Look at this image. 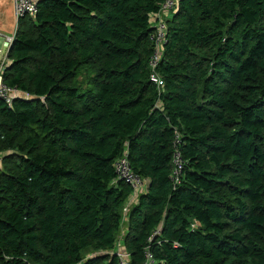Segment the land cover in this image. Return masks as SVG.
<instances>
[{
  "label": "trees",
  "instance_id": "trees-1",
  "mask_svg": "<svg viewBox=\"0 0 264 264\" xmlns=\"http://www.w3.org/2000/svg\"><path fill=\"white\" fill-rule=\"evenodd\" d=\"M36 1L2 74L29 98L0 100V264H264V0H178L162 88L163 0Z\"/></svg>",
  "mask_w": 264,
  "mask_h": 264
},
{
  "label": "built area",
  "instance_id": "built-area-1",
  "mask_svg": "<svg viewBox=\"0 0 264 264\" xmlns=\"http://www.w3.org/2000/svg\"><path fill=\"white\" fill-rule=\"evenodd\" d=\"M178 0H163L161 4L160 11L153 18V31L150 36V40L154 44V52L149 59V67H150V82L156 85L158 88H162L164 86L162 79L159 77L156 69L159 66L160 58H161V50L163 46L166 44V31H167V20L171 17L172 13L175 11V7ZM15 6V19L16 21L23 17H34L37 13V1L36 0H14ZM14 38V34L10 37H5V48L6 52L0 50V100L3 101L9 108L12 107L13 103L18 100L28 99L29 96L25 93L20 92L16 88H10L6 86L2 79L3 71L7 66V58H8V48L11 46ZM175 145H174V154H173V177L172 179H176V177L180 174L183 162L181 160L180 155V147L181 142L178 136L175 137ZM115 171L118 179L124 180L127 184L131 186L134 191V194L139 193L140 191H144L146 183L141 180L137 176H135L129 166V162L127 158L124 156L117 160L115 163ZM130 205H127L123 208V221L125 220V216L128 212ZM121 241V239H120ZM120 245L114 250L112 253L117 257V264H128L129 255L127 253H123L119 250ZM147 261L145 264H154L153 260L150 257V254H146Z\"/></svg>",
  "mask_w": 264,
  "mask_h": 264
},
{
  "label": "rangeland",
  "instance_id": "rangeland-1",
  "mask_svg": "<svg viewBox=\"0 0 264 264\" xmlns=\"http://www.w3.org/2000/svg\"><path fill=\"white\" fill-rule=\"evenodd\" d=\"M13 13H14L13 0H0V50H3V52H6L5 37H9L7 36V34L12 36L13 34L16 33L17 30V25H15L16 23ZM85 74L86 71H83L79 74L78 77V83L82 87H84L88 81L86 80L88 76H86ZM129 205H131V203ZM120 249L121 248H119V250Z\"/></svg>",
  "mask_w": 264,
  "mask_h": 264
},
{
  "label": "water",
  "instance_id": "water-1",
  "mask_svg": "<svg viewBox=\"0 0 264 264\" xmlns=\"http://www.w3.org/2000/svg\"><path fill=\"white\" fill-rule=\"evenodd\" d=\"M13 5H14V0H13ZM14 16H15V6H14ZM16 22H18V20H17ZM9 49H10V47L8 48L7 54H8V52H9ZM7 56H8V55H7Z\"/></svg>",
  "mask_w": 264,
  "mask_h": 264
},
{
  "label": "crops",
  "instance_id": "crops-1",
  "mask_svg": "<svg viewBox=\"0 0 264 264\" xmlns=\"http://www.w3.org/2000/svg\"><path fill=\"white\" fill-rule=\"evenodd\" d=\"M13 16H14V13H13ZM14 18H15V16H14ZM15 25H17V22H16V19H15ZM7 36H9L10 37V35L9 34H7ZM127 205H129V204H127ZM127 205H125V206H127Z\"/></svg>",
  "mask_w": 264,
  "mask_h": 264
}]
</instances>
